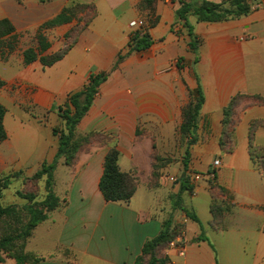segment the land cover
<instances>
[{
  "label": "crops",
  "instance_id": "crops-1",
  "mask_svg": "<svg viewBox=\"0 0 264 264\" xmlns=\"http://www.w3.org/2000/svg\"><path fill=\"white\" fill-rule=\"evenodd\" d=\"M140 1L0 0V20H9L20 36L8 59L20 48L23 33L33 27V44L27 48L36 47L39 27L64 8L89 5L96 12L65 57L53 66L43 69L38 61L24 66L22 53L27 48L19 51L24 71L18 76L27 101L35 110L49 114L50 120L24 118L19 112L11 117L7 109L3 117L7 139L0 147V169L27 170V175H32L44 163H52L58 150V138L52 134L60 122L58 109L71 94L83 89L91 75L107 73L75 135H107L118 149L120 170L137 179L128 204L107 203L98 184L110 143L79 152L71 167L60 158L59 171L53 172V192L62 204L48 215L50 224L45 220L33 230L25 253L42 259L36 264H134L145 242L160 233L169 217V194L177 197L181 189V184L174 188L161 183L159 188L148 186L155 143L160 158L174 155L184 161L185 152H189L187 171L182 166L178 173L190 175V186L207 184L205 178L194 182L193 175H206L218 160L214 180L235 197L226 229L213 230L209 202L205 209L195 202L199 194L207 193L204 185L193 187L191 200L186 199L190 192H182L185 207L193 213L182 207L195 214L201 224L182 216L187 237L192 241L203 233L207 241L190 245L184 237L183 255L177 249L167 253L171 264H264V175L253 169L249 154L251 129L253 144L264 147V104L254 103L255 98L264 99V0H255L245 16L217 23H199L194 16L178 21L175 11L179 0H158L157 21L145 33L150 46L131 51L128 25L139 22ZM74 26L70 21L43 31L50 45L45 54L61 50L65 35ZM198 88L204 102L197 118L196 142L188 147V139L179 134L182 109L190 100L189 94ZM237 95L248 103L235 109L231 151L224 153L219 146L224 139L223 111ZM222 165L227 171L221 173ZM179 215L175 214V220H182ZM54 217L62 222L55 244L58 250L44 256L41 250L53 248L55 242L50 235ZM0 264L16 263L6 258Z\"/></svg>",
  "mask_w": 264,
  "mask_h": 264
},
{
  "label": "trees",
  "instance_id": "trees-1",
  "mask_svg": "<svg viewBox=\"0 0 264 264\" xmlns=\"http://www.w3.org/2000/svg\"><path fill=\"white\" fill-rule=\"evenodd\" d=\"M158 0H141L137 6L138 11L141 14L147 15V26L149 28L155 24L157 19L155 18V4ZM174 1V0H172ZM255 0H220L219 3H211L206 0L187 3L183 0H179V8L175 11V17L178 21L186 22L188 16H194L199 23H217L223 21L234 20L249 14L252 10V3ZM92 8V17L81 27L74 26L65 35L64 47L52 54H45L50 45L43 35V31L58 26L61 24L69 23L75 17V10L77 9H89ZM96 16V12L93 6L89 5H70L63 9V11L53 20L44 23L39 27L36 35V47H30L23 51L22 62L24 66H28L36 61L40 63L43 69L53 66L55 63L62 60L67 52L71 49L78 35L90 24V22ZM189 34L192 33V29L187 25ZM20 36L15 34V29L12 23L3 19L0 20V60H6L17 48V44ZM70 40V41H69ZM69 41V43H67ZM195 41L191 44V48H195ZM150 46V41L146 34L130 39L131 51H142ZM120 56L118 60L120 61ZM108 77L107 73L99 75H91L88 83L79 92L71 94L63 109L59 108V116L62 119V129L53 128L52 134L58 138V150L54 161L50 164L44 163L41 169L37 171L32 177L33 180H42L45 197L41 202H33V196L22 195L28 201L29 204L22 208L26 222H22L19 219V212L14 206L3 207L1 205L2 191L7 189L10 184V179L15 175H8L0 178V222L4 219H9L15 224V227L9 225L10 232L5 236L0 237V263L6 258L13 259L16 264H36L42 259L25 253V246L27 240L31 237L33 230L42 222H44L48 215L59 208L62 202L53 192V172L56 169L57 162L60 158L64 160V164L68 167L73 166L76 161V157L79 152L87 151L89 147L93 145H105L110 143L111 148L108 150L104 162L103 172L99 180L98 188L103 197V200L107 203H124L128 204L133 197L137 188V179L132 175L124 173L120 170L118 165L119 152L115 144H112L111 139L104 134L97 132H90L86 135L76 137L75 129L77 124L86 115L91 107L93 100L98 93L99 86ZM190 100L182 109V123L179 127V134L188 139L187 146L195 144L196 137L194 135L196 130L197 118L199 110L204 102L201 90L198 88L194 92L189 94ZM239 98L247 100L241 95H237L231 99L228 106L223 111V136L224 141L221 140L219 146L224 153L231 151V140L234 131V116L236 109V102ZM255 101L260 104H264V99L255 98ZM6 113V109L0 104V143L7 139V135L3 126V117ZM252 129L249 134V154L253 164V168L260 174L264 175V155L256 157L254 149H261L264 152V147H257L252 142ZM101 138L104 142H96L97 138ZM222 142L228 143L230 146L227 150L223 149ZM189 152H185L183 161L184 171L188 169ZM260 160L261 164H255V160ZM154 153L151 165V176L158 178L160 168L154 167ZM162 169V167H161ZM188 179V177H187ZM185 179L181 183V189L179 195H177L178 205L177 207L184 213L185 217L192 222L197 223L200 227L201 224L195 214H192L185 210L180 202L183 191L192 192L193 187L187 185L188 180ZM148 186L151 188H157V184L152 185L151 181H148ZM212 218L214 216L212 207L210 208ZM215 217V216H214ZM175 226L172 227L171 221H165L162 223L160 233L153 239L145 242L141 249V254L136 258L134 264H171L170 259L166 255H162V251L173 241L172 231ZM207 241L203 233L192 240L193 243H200Z\"/></svg>",
  "mask_w": 264,
  "mask_h": 264
},
{
  "label": "rangeland",
  "instance_id": "rangeland-1",
  "mask_svg": "<svg viewBox=\"0 0 264 264\" xmlns=\"http://www.w3.org/2000/svg\"><path fill=\"white\" fill-rule=\"evenodd\" d=\"M93 15V10L92 8L89 9H77L75 10V17H73L72 21L74 22L75 26L77 28H81ZM147 15L141 14V17L139 18L140 24L145 27L147 26ZM34 27L33 29L27 30L23 33V38L21 41V44L19 45L20 48L16 50V53L11 57V59H6V60H0V103H2L4 108L9 111L8 116L10 115L13 117L15 114L18 113L21 115V117L25 116L24 118H33L40 120L42 122H49L50 116L49 114L39 112L38 110H35V108L31 105V102H28L27 92L24 89H22L21 85H23V82L21 81L20 77L18 76L19 71H24L22 69V62H21V53L19 51L23 50L24 48H27L33 44V37H34ZM70 41V40H69ZM69 41L67 43H69ZM246 104L248 103L247 100L243 98H239L236 102V106H240L241 104ZM254 103L258 104L257 101H254ZM63 109V107H62ZM57 116L60 120V122L54 126L53 128L55 129H62L63 123L62 119L59 116V112L57 111ZM53 121V120H51ZM52 128V130H53ZM96 142H104L100 137L95 140ZM224 141V140H223ZM0 143V147H1ZM223 149L227 150L229 148V144L222 142ZM154 148V167L156 168V171L158 168L162 167V170L160 171L161 175L158 178H153L150 180L148 178V181H151L152 185L157 184L158 188L161 186H167L170 188H174L176 186H180V184L183 182V180L187 179L189 181V174L184 173V174H179L178 171L182 169L183 166V159L180 158L178 159L174 155H170V157L166 158H160L158 152V147L157 144L152 145ZM177 146V145H176ZM181 147V145H180ZM259 147V146H257ZM256 157H261L264 155V152L261 151V149L257 148L254 149V152ZM264 157V156H263ZM189 162V161H188ZM255 164H261L262 162L260 160H255ZM252 163V162H251ZM253 166V164H252ZM254 169V168H253ZM40 170V169H39ZM37 170V171H39ZM166 170V172H164ZM56 171H59L56 169ZM222 171H227L225 167H221L220 172ZM224 173V172H223ZM15 175V177L10 179V184L7 189L2 191V198H1V205L3 207L7 206H14L17 211L19 212V219L24 223L26 222V217L24 216V212H22V208L26 206L28 201L24 198H21L20 196L22 195H27V196H33L34 200L33 202H41L44 197H45V189L42 180H33L32 175H27V170H20V171H9L5 172L0 169V178H3L4 176L8 175ZM192 174V173H191ZM173 177L175 179V182L169 181L168 178ZM161 183V186L160 184ZM190 183V182H189ZM187 182V185L190 186ZM204 185V186H203ZM196 188L203 186L205 189H207V193H201L198 195L196 198L195 202H197L201 207L205 209L206 204L209 202V209L212 207L214 216L212 218V221L209 223V226L213 230H220V229H226V225L229 222V219L231 216H233V206H234V201L235 197L233 194L225 187L221 186L219 182L216 180H212L205 184L204 182H200L195 185ZM192 186V187H195ZM140 195H148L146 192H141ZM176 194H173L172 192L169 194V199H170V213L169 217L165 221H171L172 222V227L175 226L174 231H172V237L173 241L177 240H184V237H186V244H192V241L190 240L189 237L186 235V227L185 223L183 222V217H185L184 213L179 210L177 207L178 205V198L175 196ZM191 196H193V192L187 193V200H191ZM210 196V199H209ZM151 201V200H150ZM147 201V202H150ZM146 202V203H147ZM185 201L181 199V206L185 207ZM161 203V202H160ZM166 201L162 203V207L166 206ZM187 210L193 213L191 209L188 207H185ZM58 209V208H57ZM56 209V210H57ZM152 210V208H150ZM200 217H202L201 214V209H197ZM195 213L196 210L194 209ZM161 213V212H160ZM180 215L182 220L178 218V220H175V214ZM50 217V216H48ZM47 217V219H48ZM53 217V216H52ZM46 219V220H47ZM48 221V220H47ZM52 221H48L47 224H50ZM46 223V222H45ZM53 228L51 229L50 235L51 239L55 237V242L53 245V248L49 249H43L41 252H43L44 256H52L57 253L58 248L55 247L57 238L60 234V229L62 227V222L57 220L56 217L53 218ZM9 225H12L15 227V224L10 221L9 219H4L0 222V237L5 236L10 232V227ZM46 225V224H45ZM206 229V228H205ZM172 241V242H173ZM169 245L162 251V255H166L168 257V252H169ZM75 261V258H74Z\"/></svg>",
  "mask_w": 264,
  "mask_h": 264
},
{
  "label": "built area",
  "instance_id": "built-area-1",
  "mask_svg": "<svg viewBox=\"0 0 264 264\" xmlns=\"http://www.w3.org/2000/svg\"><path fill=\"white\" fill-rule=\"evenodd\" d=\"M129 29L132 31L129 34L130 39L134 38L135 36H142L146 33L145 27H143L140 22L138 21H132L128 25ZM220 167L219 161H213L209 172L206 175L200 176V175H193V181L198 182L201 180V178H205L208 182L214 180L215 178V173L218 171ZM169 181L175 182V179L173 177L168 178ZM169 249H177L181 255H183V241L177 240L173 241L169 244Z\"/></svg>",
  "mask_w": 264,
  "mask_h": 264
}]
</instances>
